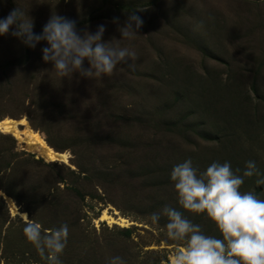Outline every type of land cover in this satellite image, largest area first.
I'll use <instances>...</instances> for the list:
<instances>
[{
	"label": "rangeland",
	"instance_id": "374dc122",
	"mask_svg": "<svg viewBox=\"0 0 264 264\" xmlns=\"http://www.w3.org/2000/svg\"><path fill=\"white\" fill-rule=\"evenodd\" d=\"M16 7L36 33L54 14L81 35L104 24L103 41L135 56L101 77L61 78L42 60L45 42L0 36V118L25 116L70 153L48 160L0 132V264H50L25 236L32 222L42 234L67 225L59 264H169L184 241L167 237L165 215L151 220L165 205L219 237L206 214L179 205L170 173L190 158L198 172L228 161L242 175L254 160L264 176V0H0V17ZM134 11L144 23L124 38ZM258 178L240 190L264 199ZM105 209L131 223L102 220Z\"/></svg>",
	"mask_w": 264,
	"mask_h": 264
},
{
	"label": "clouds",
	"instance_id": "9594fccd",
	"mask_svg": "<svg viewBox=\"0 0 264 264\" xmlns=\"http://www.w3.org/2000/svg\"><path fill=\"white\" fill-rule=\"evenodd\" d=\"M24 17L25 13L17 7L0 17V36L10 33L32 49L45 42L41 48L42 60L50 62L61 78L73 71H79L84 77H101L111 74L118 63L135 56L126 47H113L103 41L104 24L97 25L95 32L81 35L74 20L54 14L42 31L36 33L32 19ZM143 23L136 11L130 12L120 28L122 37L136 34ZM85 60L88 67L84 66ZM245 164L242 175L237 174L240 169L233 171L228 161H214L203 172L193 167L190 158L173 166L170 179L179 205L194 213L206 214L220 236L205 234L199 224L180 210L165 205L161 212L151 214V220L156 223L161 214L165 215L167 237L184 241L169 256V264H264V199L251 191L240 190L245 177L257 175L260 178L256 183L264 184V176L254 160ZM23 231L41 256L47 253L50 264H59L58 254L63 251L68 234L66 224L42 234L40 225L32 222ZM107 264H124V261L120 256H113Z\"/></svg>",
	"mask_w": 264,
	"mask_h": 264
},
{
	"label": "bare ground",
	"instance_id": "6f19581e",
	"mask_svg": "<svg viewBox=\"0 0 264 264\" xmlns=\"http://www.w3.org/2000/svg\"><path fill=\"white\" fill-rule=\"evenodd\" d=\"M0 132L11 133L18 138V140L22 142H26L27 146L40 155L44 156L48 160H61L65 162H69L70 153L67 151H59L54 149L45 139V137L38 131V129H33L30 126V123L27 117L22 116L20 118H13L9 116H5L0 118ZM9 203L11 204L12 211H18L17 205L12 201V199L8 198ZM113 213L108 212V210H104L101 214L102 220H108L110 223H120L122 225H127L131 223V220L126 216L118 214V211L115 210ZM21 214L24 217H27V213L21 211Z\"/></svg>",
	"mask_w": 264,
	"mask_h": 264
},
{
	"label": "trees",
	"instance_id": "16d2710c",
	"mask_svg": "<svg viewBox=\"0 0 264 264\" xmlns=\"http://www.w3.org/2000/svg\"><path fill=\"white\" fill-rule=\"evenodd\" d=\"M47 120H48V122L50 121V125H52V124H51V123H53L52 118H51V117H48ZM48 142H49L50 145H52V146L54 145L53 142H52L51 140H49ZM54 146H55V145H54ZM59 151H60V150H59ZM123 231H124L127 235H130V233H131V230H130L129 228H126V229H124ZM67 235H68V234H67Z\"/></svg>",
	"mask_w": 264,
	"mask_h": 264
}]
</instances>
